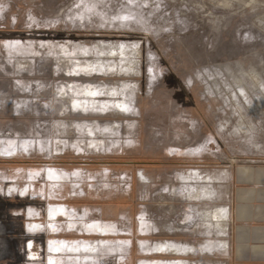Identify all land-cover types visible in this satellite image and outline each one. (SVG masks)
I'll list each match as a JSON object with an SVG mask.
<instances>
[{"label":"rangeland","instance_id":"obj_1","mask_svg":"<svg viewBox=\"0 0 264 264\" xmlns=\"http://www.w3.org/2000/svg\"><path fill=\"white\" fill-rule=\"evenodd\" d=\"M27 141L45 150L0 156V264H52L50 253L56 264H141L175 256L145 255L140 241L168 240L204 244L189 264H231L220 244L233 170L264 165V0H0V149ZM74 166L94 175V212L50 222L63 182L29 175ZM12 185L36 192L9 195ZM147 211L158 231L143 235ZM30 221L49 225L34 234ZM93 221L117 229L96 236Z\"/></svg>","mask_w":264,"mask_h":264},{"label":"crops","instance_id":"obj_2","mask_svg":"<svg viewBox=\"0 0 264 264\" xmlns=\"http://www.w3.org/2000/svg\"><path fill=\"white\" fill-rule=\"evenodd\" d=\"M30 152V150H26L22 153L28 155ZM111 153L110 151V154ZM29 157L32 158L34 156ZM7 159L10 160L11 156ZM24 160L25 159L20 157L19 160L17 159V161L12 162L13 164L24 165ZM12 162H9V164ZM67 168L68 167H58V170L63 174L67 173L59 189L60 195L58 201L64 202L71 208L70 210H73L72 206L75 205L77 209L73 210L75 212L72 214L76 217V214L83 213L81 219L76 220H85L94 212V187L92 186L94 183V175H89L92 174V171L83 169V167L74 166L69 169ZM6 171L7 169L4 170V172ZM43 171L44 168L37 170L36 173L30 174L29 181L31 182L32 179V181L37 182L42 177H45ZM21 173L26 176L24 172ZM13 176H15V174ZM8 177V175H5L2 177V180L8 179ZM95 178H97V176ZM101 178L102 176L100 175V179L97 180V183L101 181ZM231 179V195L229 204L226 207L230 211L228 216L230 217V229H228L230 230L228 235L229 245L225 241L226 249L228 248L231 254V264H264V165L236 166L233 170ZM141 180L144 181L142 177ZM145 192L146 190L144 188V196ZM178 198L179 194L177 199ZM84 202H90V206L87 204L85 205ZM141 202L142 200L140 204ZM140 207L142 208V206ZM147 215L149 217L150 226L156 225L148 211ZM157 217V221L159 222L158 219H162V217ZM119 224L120 222L117 223L118 226ZM183 246L187 247L188 245L183 244ZM226 249L224 250L225 252ZM177 255L178 254H173V256H176L178 259L179 256ZM184 256L187 258L188 255L185 254Z\"/></svg>","mask_w":264,"mask_h":264},{"label":"bare ground","instance_id":"obj_3","mask_svg":"<svg viewBox=\"0 0 264 264\" xmlns=\"http://www.w3.org/2000/svg\"><path fill=\"white\" fill-rule=\"evenodd\" d=\"M161 6V5H160ZM163 6V5H162ZM179 14V13H178ZM177 14V15H178ZM188 15V14H187ZM175 17V16H174ZM176 18H178V17H176ZM204 25V24H203ZM186 26V25H185ZM197 26V25H196ZM183 27V26H182ZM187 27V26H186ZM205 28L207 29V27L205 26ZM177 29V28H176ZM191 29V28H190ZM178 30V29H177ZM203 30H204V28H203ZM193 31V30H192ZM178 32V31H177ZM190 32H191V30H190ZM198 32V31H197ZM188 32H186V34H187ZM192 33V32H191ZM177 34V33H176ZM179 34V33H178ZM195 34H198V33H195ZM194 35V34H193ZM184 36H186L185 35V33H184ZM188 36V35H187ZM172 37V36H171ZM181 42H182V40H181ZM179 43V42H178ZM178 50V49H177ZM142 51V50H141ZM182 55V54H181ZM45 67V66H44ZM41 68V67H40ZM48 68V67H47ZM142 68V67H141ZM142 70V69H141ZM44 72H45V70H44ZM47 74V73H46ZM80 78V77H79ZM48 79V78H47ZM97 79V78H96ZM96 79H94V80H96ZM154 79V78H153ZM46 80V79H45ZM98 80V79H97ZM3 81V80H2ZM160 81V80H159ZM158 80H152V81H150L149 83V86L152 88V89H155L156 88V85H157V82H159ZM96 82V81H95ZM163 85V84H162ZM142 90V89H141ZM127 91V90H126ZM65 93L66 94H68L69 92H68V90H67V88L65 87ZM96 94V91L95 90H92V91H90L89 92V94L88 95H90L91 97L93 96V95H95ZM68 96H69V94H68ZM67 96V97H68ZM61 97V96H60ZM65 113H63V114H56V116L57 117H59V116H62V115H64ZM68 116V115H67ZM107 117V116H106ZM130 117H131V115H130ZM134 117H135V115H134ZM46 119H45V121H48L49 122V120H50V115L49 116H47V117H45ZM61 121V120H60ZM73 123V122H72ZM69 124V123H68ZM125 126V123L120 127V129L121 128H125L124 127ZM119 128V127H118ZM72 130V129H71ZM119 130V129H118ZM69 131V130H68ZM72 132V131H71ZM70 132V133H71ZM80 132H81V130H80ZM77 133L76 131L74 132V134L76 135L75 136V138H79V134H81V133ZM65 135H67L66 133H64ZM69 134V133H68ZM97 135H99V134H97ZM117 135V134H116ZM78 136V137H77ZM52 138V137H51ZM81 138V137H80ZM99 138V137H98ZM100 138H102L103 139V137H100ZM114 139V141H111V142H107V145L109 144V148H110V150H116L117 148H119L120 147V140L121 139H123V138H121V137H119V138H117V137H110V136H107V137H105V139L106 140H110V139ZM64 139H69V138H64ZM37 140V139H36ZM41 140V139H40ZM58 140V139H57ZM63 140V139H62ZM70 140V139H69ZM51 141V140H50ZM76 141V140H75ZM14 143V142H13ZM12 143V144H13ZM44 143V142H43ZM43 143H41V142H33V141H27V142H18V143H16L15 145H16V148H17V150H12V151H9V149L8 148H6V147H3L2 149H0V156H2V157H10L9 155H14V154H17L19 151L20 152H24V151H26L27 150V148H34V147H36L37 148V150H42V151H44L45 149V147H46V145L44 146L43 145ZM123 144V143H122ZM52 145V144H51ZM123 146V145H122ZM73 147V146H72ZM77 147V146H76ZM33 162V161H32ZM45 174V179H47V180H49V181H51V182H53L54 184L56 183V182H63L64 180V178L67 176V174L65 173V174H61V173H59V172H57L56 170H50V171H47V172H44ZM144 177V181L145 180H147V178H146V176H143ZM102 184H103V182H102ZM102 186V185H101ZM170 189V188H169ZM54 191V193H56V191H55V189L53 190ZM173 194H174V191L173 190H163V191H161V194L160 193H158V195H167L166 197H172L173 196ZM163 197V196H162ZM164 199V198H163ZM158 200V199H157ZM59 208H54V209H51V211H50V218L53 220V219H60V218H67L68 216L66 215V214H68V215H70L71 213L69 212V211H66V209L63 207V206H58ZM53 208V207H52ZM172 217V216H171ZM69 218V217H68ZM165 219V218H164ZM159 221H162V219L161 218H159L158 219ZM171 221H173V219H170ZM141 221H142V223L141 224H144V226L142 227V232H144L143 233V235H145L146 233H148V232H150V231H153L154 233H157L156 231H158V229H157V227H153V226H150L149 225V223H147V222H149V217L148 216H143L142 218H141ZM170 222V221H169ZM171 223V222H170ZM106 224V223H105ZM104 222H98V223H94V221H93V223H92V226H90L91 227V229L93 230V233L96 235V236H101V237H108L109 235H111L112 233H115V230L117 229V226L116 225H114V227L112 226V227H110V228H108V227H105L104 225ZM107 224H109V223H107ZM177 225V224H176ZM38 228H41V225H38L37 226ZM60 228V227H59ZM118 232V231H117ZM169 233H174V230L173 231H171V232H169ZM104 240V239H103ZM103 240H99V242H101V245H104L103 244ZM53 244V243H52ZM123 244H124V242H123ZM122 245V244H121ZM121 245H119L117 248H116V250H113L115 253H113V254H117L118 252H120V251H122V250H124V249H128L127 248V245L125 246V247H122ZM139 245H140V248L141 249H143V253L145 254V255H148V256H152V255H155V254H157L156 256H167V255H169V256H172L173 254H178L177 256H179L178 257V259L177 258H173V259H170V260H162L161 258H159V259H155V260H144L141 264H187L188 263V261L186 260V256H184L185 254H187V255H189V254H191V255H193L194 257L195 256H199V255H204L205 254V252L204 251H201L199 248H197V247H195L194 245H188L187 247H184L183 246V244H178V243H176V242H174V241H164V242H159V243H156V244H152L151 246H147V245H145L144 244V242L143 241H140V243H139ZM65 247L66 246H64V247H60V246H58V245H56V248H55V252H53V253H55V254H61V252L59 253V251H62L63 252V254L64 255H67L66 253L67 252H64L65 251ZM103 246H101V248H102ZM112 247V246H111ZM220 247L222 248V250H225L226 249V246L224 245V244H220ZM113 248V247H112ZM171 249V250H170ZM173 249V250H172ZM51 250H52V248H51ZM100 251L101 250H99V252H97L95 255H93L92 253H89L88 255L91 257V256H95L96 257V255H99V253H100ZM177 251V252H176ZM173 252H175V253H173ZM211 254V253H210ZM82 255H84V252L82 253ZM118 255V254H117ZM54 256V255H53ZM68 256H70V255H68ZM71 257V256H70ZM56 259V258H55ZM54 259V257L51 259V263L52 264H56V260ZM71 259V258H70ZM93 260H89L87 263H93L92 262Z\"/></svg>","mask_w":264,"mask_h":264},{"label":"flooded vegetation","instance_id":"obj_4","mask_svg":"<svg viewBox=\"0 0 264 264\" xmlns=\"http://www.w3.org/2000/svg\"><path fill=\"white\" fill-rule=\"evenodd\" d=\"M1 179V178H0ZM30 191H35L36 192V186L34 185L33 186V188H32V186H26V187H24L23 189H20V187L19 186H17V185H12V186H9L8 187V190H7V193L10 195V194H12V193H16V192H20L22 195H26L27 193H29ZM41 192H44V189H41ZM58 206H63L65 209H66V211H69L70 213H71V211H73V210H70V207H68V206H66V205H56V206H52V205H50V207H49V209H48V217H49V221H50V211H51V209H54V208H59ZM53 207V208H52ZM28 217L29 218H31V219H33V218H36L37 216H39L35 211H33L32 209H30L29 211H28ZM69 218H71L72 217V214H70V215H68V214H66ZM67 217V218H68ZM52 220V219H51ZM53 220H55V219H53ZM52 220V221H53ZM60 221L61 220H58L57 219V224L58 223H60ZM51 222V221H50ZM38 225H41V228H38L37 226ZM48 225H49V223H48ZM48 225L47 226H45L43 223H40V222H37V221H30L29 223H28V230L31 232V233H37V232H39V231H42V230H44V229H46L47 227H48ZM86 241V240H85ZM168 241H170V240H168ZM195 247H197V248H202L203 246H204V244H201V245H198V246H196V245H194ZM28 249H29V254H31L32 256H31V258H29V260H31V261H37V258H35L36 257V255L37 254H34V242L33 241H30L29 242V244H28ZM51 253H50V261H51V259L53 258H51ZM203 256V255H202ZM198 258L199 257H201L200 255L199 256H197ZM162 260H170L169 258H164V257H162L161 258ZM171 259H173V258H171Z\"/></svg>","mask_w":264,"mask_h":264}]
</instances>
